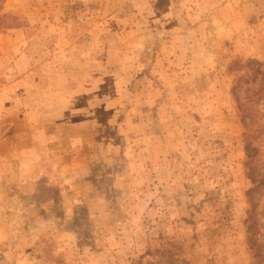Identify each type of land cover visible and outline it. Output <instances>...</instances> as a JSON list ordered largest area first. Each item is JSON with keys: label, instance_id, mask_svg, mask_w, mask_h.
<instances>
[{"label": "rangeland", "instance_id": "1", "mask_svg": "<svg viewBox=\"0 0 264 264\" xmlns=\"http://www.w3.org/2000/svg\"><path fill=\"white\" fill-rule=\"evenodd\" d=\"M30 1L94 151L1 178L0 264H264V0Z\"/></svg>", "mask_w": 264, "mask_h": 264}, {"label": "crops", "instance_id": "2", "mask_svg": "<svg viewBox=\"0 0 264 264\" xmlns=\"http://www.w3.org/2000/svg\"><path fill=\"white\" fill-rule=\"evenodd\" d=\"M33 5L30 0L0 2L1 13L23 22L0 30V181L9 183L21 171L30 173L42 165L40 150L55 157L57 168L66 169L86 164L94 151L88 138L95 127L89 100L87 106H76L77 95L56 81L48 83L39 72L45 49L34 45L52 35V27L36 24L40 20L27 13ZM46 142L55 145L53 150L39 146ZM75 147L76 157L65 162Z\"/></svg>", "mask_w": 264, "mask_h": 264}]
</instances>
